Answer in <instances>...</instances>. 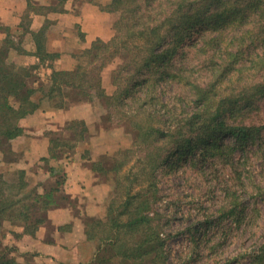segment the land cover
<instances>
[{"label":"trees","instance_id":"16d2710c","mask_svg":"<svg viewBox=\"0 0 264 264\" xmlns=\"http://www.w3.org/2000/svg\"><path fill=\"white\" fill-rule=\"evenodd\" d=\"M68 1L49 0V4L37 5L34 0H28V9L47 15L50 12L64 10ZM187 1L173 0V4L169 6V10L159 22L149 31L141 33L146 40L148 53L142 50L138 53L142 56L139 69L147 68L149 74L154 69L156 71L160 69V74L155 72L152 78L144 75L136 83L143 86L140 92L134 91V84H132L123 91L125 96L135 101L145 93V90L147 94L149 93L147 87L151 84L158 85L163 78L168 83L176 81L180 70L185 66L176 67L174 60L183 55V51L190 53L191 59L195 54L201 51L207 52L211 47L220 54L228 53L227 62L223 67L216 69L217 79L211 88L198 89L196 99H192L194 109L185 117L179 116L177 123L170 122L165 127H157L156 113L148 112L145 121L130 129L135 134L134 148L143 143L147 145L144 155L137 156L139 176L150 177L147 188L142 187L139 191H131L129 188L127 195H122L123 199L118 203L114 201L117 196L119 197L122 186L125 184V176L121 175L124 164L129 161L131 155L136 154L135 149H127L117 158L103 154L99 160L93 162L94 170L101 175H106V181L110 179L107 173L113 172L116 190L119 193L109 205L108 220L94 216L84 217L88 240L100 243L99 251L90 264H115L116 259L121 262L120 264H170L167 246L170 234L166 230L167 224L163 223L161 213L152 211L154 208L152 205L159 199L154 191L158 186L155 183L158 174L164 168H177L188 159L195 165V156L201 149L200 152H206L218 159L224 156L231 157L237 147L245 144L264 129V125L238 121V117L246 113L243 111L245 107L249 106L256 97L264 96V81L261 79H256L253 83L250 81L247 83V88L242 87L239 91L234 89L228 94L222 87L227 79L232 81L236 75L239 80L243 79L242 72L245 69L257 66L264 59V51L258 52L254 48L259 42H264V0H248L250 7L247 12L242 11L240 6L242 0H203L201 3L195 0L189 3ZM119 2L120 0H114L111 5L116 6ZM113 9L116 8L113 7ZM129 11L124 8L123 17L129 14ZM251 19L256 20L257 23L263 21V25L257 30L254 27L249 28L239 35V43L234 49H230V46L218 40L221 33L245 24L249 20L251 22ZM30 24L31 19L26 13L23 24L26 32L30 30ZM46 29L44 25L38 32H32L36 43L34 52L42 61L60 56L59 52H51L46 48ZM213 31L218 32L213 34ZM149 32L153 34L152 37ZM195 32H199V36L192 40ZM144 35H149L151 38ZM176 37L181 44L185 42V46H182L180 50L178 43L172 45ZM112 42L117 44L115 36L108 43L103 40L94 41L84 53L94 54L93 59H96L101 55L102 47H108ZM21 44V41L11 39L9 34V37H6L0 45V152L1 155L4 154V160L7 162L14 161L12 156L8 157L7 151L13 150L11 141L22 134L20 120L28 114L45 103L53 107L65 108L68 105L89 100L93 92L100 97L107 96L101 87L100 75L81 72L84 67L81 61L74 70H55L51 85H41L37 88L36 64L22 65L11 58L13 50L20 53L28 52ZM169 44L170 46H167ZM157 64L159 67L156 69ZM126 65L127 63H124L122 66ZM76 74L81 76L77 80ZM136 93L139 96H135ZM122 97H124L123 93L116 96L117 99ZM151 97L157 96L151 95ZM152 100L144 99L145 103ZM65 130L66 132L62 134L52 133L50 151L54 159L68 156L79 143L89 138V128L81 119L68 122ZM45 160L43 168L49 171L52 177L57 176V179L47 183L41 181L34 184V180L29 178L25 169L13 172L11 180L6 178L4 171L0 172L1 233L5 221H10L20 225L23 229L21 235L35 236L40 227L49 222V211L71 200V197L62 191L66 175L50 164V158L46 157ZM229 160L231 164L235 163V168L242 164H238L239 161L231 158ZM236 175L244 185L241 172L236 171ZM133 176L134 172L130 171L126 178L131 180ZM136 178L138 174H135L132 180ZM227 190L228 204L222 207L217 217L218 221L226 218L235 219L238 223L244 219L246 222L251 220L246 199L242 197L241 190L230 188ZM123 216L126 218L124 219ZM47 226L50 225L47 224ZM10 251L11 249L5 248L0 241V264H26L16 259ZM252 262L264 264V244L254 252Z\"/></svg>","mask_w":264,"mask_h":264},{"label":"rangeland","instance_id":"374dc122","mask_svg":"<svg viewBox=\"0 0 264 264\" xmlns=\"http://www.w3.org/2000/svg\"><path fill=\"white\" fill-rule=\"evenodd\" d=\"M113 1L69 0L64 6V10L51 12V14L59 16H57L56 21L51 20L52 23L50 22L46 29V31L48 29L51 31L48 35L51 43L56 40L61 41L60 38L64 31L68 32L66 44L71 49L72 57L75 58L77 64L81 61L84 66L81 72L99 74L101 87L107 94V96L100 97L93 92V96L89 100L74 103V105L89 103L93 107L95 103V107L99 108L98 114L93 113L88 118L91 131L89 130V138L84 143L97 152L102 153L107 150V154L114 156V158H117L121 152L127 151V149L136 150V154L131 155L122 169L121 175L125 176V184L120 193L116 190L113 172L107 173L110 179L106 183L111 186L112 191L109 192L108 198L99 207L98 216H95L105 221L108 220L109 205L116 194H120L114 199L118 203L123 199L122 195H127L129 188L131 191H139L142 187L147 188L149 183L150 177L139 176L137 172L139 171L137 156L144 155L147 145L143 143V145L140 144L134 148L135 134L130 129L145 121L148 112L156 113L155 123L157 127H165L170 122L177 123L181 116L185 117L194 109L195 105L192 99H196L198 89L211 88L212 84L216 82V69L220 66L223 67L228 59V53L220 54L211 47L207 52L201 51L191 59L190 53L183 51V55L174 60V63L177 64L176 67L185 66L180 70L176 81H169L168 83L163 78L158 85L151 84L150 87H147L149 88L148 94L145 90L139 99L132 101L123 92L126 88L134 84V91L140 92L143 86L136 84L139 79L143 78L144 75L152 78L155 72L160 74V69L158 71L154 69L150 74L146 70L147 68L141 67L139 69L142 56H139L138 53L141 50L146 54L148 53L146 40L141 33L149 31L159 22L169 10V6L173 4V0H120L119 4L112 6ZM189 1L192 0H188L187 3ZM195 1L203 2V0ZM34 3L45 5L50 2L49 0H34ZM240 6L242 11L247 12L250 7L249 1L242 0ZM67 7L70 8L68 13ZM124 8L130 10L125 17H123ZM84 14L88 18H90L89 16L92 17L91 24H88L90 29H100L101 31L98 32L102 35L99 34L100 36L92 40L87 47L83 46L86 34L82 30L84 23L78 22L83 20ZM70 16L71 18H69ZM74 17L80 20L75 23L72 20ZM251 20V22L249 20L245 24H240L221 33L222 35L218 37V40L230 46V49H234L239 43V35L249 28L254 27L257 30L263 25V21L257 23L256 20ZM4 28V25L0 26L2 31H5ZM213 32L216 34L218 31ZM150 34L152 37L153 34ZM104 36L107 38H103ZM114 36L117 44L112 42L108 47L101 45V55L96 59H93L95 58L92 56L94 54L84 53L94 41L103 40L108 43ZM144 36L151 38L149 35ZM198 36L199 32H195L192 40ZM31 38L30 35L26 37L25 46L29 49L32 48ZM177 43L179 50L185 46V42L181 44V41L176 37L173 39L172 45ZM254 48L258 52L264 51V42H259ZM15 53L17 52L12 51L11 53V58L15 62L25 65L23 64L24 61H28L26 65L31 64L30 54ZM55 60L46 59L45 62L36 65L35 70L41 68L39 65L44 66V63ZM124 63H127L125 67L122 66ZM120 66H122L121 69H119ZM158 67L157 64L156 69ZM40 70L43 71L44 69L41 68ZM80 77L76 74V80ZM242 78L244 80H239L238 75H236L232 81H227V79L222 86L225 93H231L234 89L239 91L242 87L247 88V83L250 81L253 83L256 79L264 81V59L257 66L245 69L242 72ZM120 93H123L125 98L117 99L116 96ZM134 95L139 96L138 93ZM151 95L157 97H151ZM145 98L153 100L145 103ZM243 111L246 113L241 114L238 121L264 125V96L256 97ZM201 150L197 151L195 165L188 159L177 168H164L155 179L158 186L154 191L159 199L156 200V204L152 205L154 208L152 209L150 206V209L154 213H161L163 223L167 224L166 230L170 234L167 242L168 262L170 264H253L252 255L264 244V129L251 137L245 144L237 147L231 157L224 156L218 159L206 152H200ZM7 154L8 157L12 156L14 161H5L4 154L1 155L0 152V172L4 171L6 178L11 180L13 172L20 170L14 168V162L19 158V154L15 153L14 149L7 151ZM230 158L239 161L238 164H242L235 168V163L229 162ZM130 171L134 172L133 178L135 174H138V178L134 180H132L133 178L131 180L126 178ZM236 171L241 172L244 185L236 175ZM31 172L33 176L30 175L29 178L34 180V184L41 182L40 175H45L44 172L50 174L43 168V165H33ZM101 178L106 181L107 177L102 174ZM45 181L47 183L52 180ZM228 188L241 190L242 197L246 199L249 217L251 216V220L248 222L244 219L238 223L231 218L218 221L217 217L220 215L222 207L228 204L226 199ZM83 208L70 207L72 210L70 213L73 218L80 219L79 221L84 227V217L88 214L86 208L85 210ZM90 209L95 208L90 207ZM50 212L51 210L48 215L49 222L44 225L47 229L46 234L43 238L36 240H34L35 237L32 240L24 234L21 235L23 229L17 225L18 223L5 221V225L1 228L2 233L0 232L2 245L11 249V254L26 264H90L99 251L100 243L88 240L86 231H84V239L80 242H74L76 238L70 234L73 221L56 226L50 220ZM67 215L70 217L69 214ZM123 217L126 218V216ZM57 238L59 242L53 243V240ZM120 263L117 259L115 260V264Z\"/></svg>","mask_w":264,"mask_h":264},{"label":"crops","instance_id":"0c3cea01","mask_svg":"<svg viewBox=\"0 0 264 264\" xmlns=\"http://www.w3.org/2000/svg\"><path fill=\"white\" fill-rule=\"evenodd\" d=\"M27 4L28 0H0V24L5 26V31L0 29V45L10 34L11 39L21 41L22 45H24L23 47L28 51L26 55L30 54L31 64L35 63L38 65L45 61H42L34 52L36 50V43L32 32H38L44 25L47 27L51 20L56 21L57 16L59 15L51 14V12L44 15L38 13L36 10L30 11ZM69 11L70 8L67 7V13ZM26 13L29 14L31 19L30 30L27 32L23 27L24 14ZM89 17L90 18L84 14L83 20L81 21H78L80 19L75 17L72 19L75 23H77V21L79 23H84V26L82 27V30L86 33L83 44L84 47L89 46L92 40L101 35L98 32L101 31L100 29L94 30L92 28L90 29V26H88L92 21V17ZM69 18H71V16ZM95 31L96 33H94ZM49 32H51L50 29L45 33L46 48L51 52H59L60 56L53 62L44 63V66L39 65L44 69L43 71L40 70L41 68L35 70L37 88L41 85H51L55 70H72L77 65V61L72 57L71 49L66 44V36H68V32L64 31L63 36L60 38L61 41L56 40L52 43L50 41L51 39L48 38ZM28 35L32 37L30 39L32 48L30 49L25 46L26 37ZM105 37L107 38V36H104L103 38ZM14 51L16 50H13V52ZM23 64H28V61H24ZM94 107L89 103L72 104L65 108H57L50 106V104H44L42 107L20 120L23 132L11 141L15 153L19 154V158L14 162V168L25 169L29 176H33L31 167L33 165L44 166L46 163L45 158L48 157L50 158V164L56 169H60V171L66 175L62 191L64 194L69 195L71 200L66 201L63 205L59 206L60 208L51 210L50 220H52V223L56 226L73 221V227L70 234L74 235L76 238L74 242H80L84 239L85 226L83 227L81 225V221H79L80 219L72 217L70 213L72 210L70 207H84L83 209L85 210L86 208L88 216H98L99 207H101L106 201L109 192L112 191L111 186L106 183L107 181H103L101 174L93 168V162L99 160L101 156L107 154L108 151L106 150L102 153L99 151L97 152L88 147L86 143L81 142L76 146L74 151L69 153L68 156L54 159L51 157L50 151L52 145L51 138L53 132L57 134H62L64 131L66 132L65 126L67 123L75 119L85 121L91 131L88 118L90 115L92 116L93 113L99 111L98 107ZM44 174L45 175L43 176L40 175L41 181L57 179L56 175L52 177L51 174L47 172H44ZM90 207L95 209H90ZM67 214H69L70 217ZM45 227L46 226H41L35 236H24H27L32 240L33 237H35L34 240L37 238H43L47 231ZM58 240V238L53 240V243H58Z\"/></svg>","mask_w":264,"mask_h":264}]
</instances>
